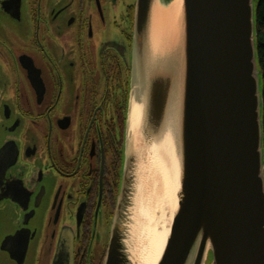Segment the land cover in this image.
Instances as JSON below:
<instances>
[{"label":"water","instance_id":"obj_1","mask_svg":"<svg viewBox=\"0 0 264 264\" xmlns=\"http://www.w3.org/2000/svg\"><path fill=\"white\" fill-rule=\"evenodd\" d=\"M257 1L137 0L121 182L104 264H264ZM158 5H179L161 36ZM155 152L174 175L172 199Z\"/></svg>","mask_w":264,"mask_h":264},{"label":"flooded vegetation","instance_id":"obj_2","mask_svg":"<svg viewBox=\"0 0 264 264\" xmlns=\"http://www.w3.org/2000/svg\"><path fill=\"white\" fill-rule=\"evenodd\" d=\"M137 0H0V264H104Z\"/></svg>","mask_w":264,"mask_h":264},{"label":"bare ground","instance_id":"obj_3","mask_svg":"<svg viewBox=\"0 0 264 264\" xmlns=\"http://www.w3.org/2000/svg\"><path fill=\"white\" fill-rule=\"evenodd\" d=\"M179 5L176 6H171L169 9H164L161 6L158 5L156 9V20H155V25H156V34L158 36L163 35L166 33L168 29H170L172 19L174 17L175 13V8L178 9ZM133 118L131 120V123H133V131L135 132L137 130V127L139 126V119H140V110L139 106L135 105L134 110H133ZM169 141L166 140V144L162 146L164 147L167 145L169 146L170 143ZM153 165H155V168L158 171V175L161 176V184L162 186L167 189V192L165 196L167 198L172 199L174 191H176L175 185H174V175H172L171 170H169V164L168 161L163 160L157 152H155L154 158H153Z\"/></svg>","mask_w":264,"mask_h":264},{"label":"trees","instance_id":"obj_4","mask_svg":"<svg viewBox=\"0 0 264 264\" xmlns=\"http://www.w3.org/2000/svg\"><path fill=\"white\" fill-rule=\"evenodd\" d=\"M257 53L258 62L260 64L261 73L263 74V85H264V0L257 1ZM263 106H264V88H263ZM264 117V111H263ZM264 128V118H263ZM264 139V138H263ZM264 149V148H263Z\"/></svg>","mask_w":264,"mask_h":264}]
</instances>
